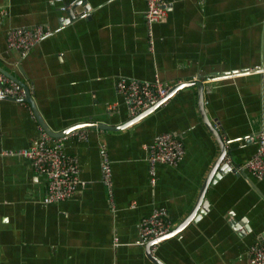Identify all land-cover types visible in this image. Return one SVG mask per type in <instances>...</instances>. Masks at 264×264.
<instances>
[{
  "label": "crops",
  "instance_id": "1",
  "mask_svg": "<svg viewBox=\"0 0 264 264\" xmlns=\"http://www.w3.org/2000/svg\"><path fill=\"white\" fill-rule=\"evenodd\" d=\"M84 1L79 14L77 0H0V68L27 85L50 129L129 120L118 77L158 78L170 89L200 81L226 156L238 165L252 155L256 143L247 137L264 130V77L243 71L264 66V0H164L167 16L153 24L152 49L145 0ZM35 25L52 33L23 57L7 48L8 29ZM39 128L27 102L0 98V264H155L138 243V225L154 207L166 209L170 230L196 209L178 233L151 247L163 264H250L248 249L264 238V177L224 165L198 201L220 149L195 86L121 129L83 128L87 141L65 137L84 186L63 201L44 202L45 177L4 153L26 147ZM163 132L180 138L184 154L175 167L157 163L152 184L145 147ZM98 143L110 160L113 208Z\"/></svg>",
  "mask_w": 264,
  "mask_h": 264
},
{
  "label": "built area",
  "instance_id": "2",
  "mask_svg": "<svg viewBox=\"0 0 264 264\" xmlns=\"http://www.w3.org/2000/svg\"><path fill=\"white\" fill-rule=\"evenodd\" d=\"M144 23L150 49L153 45V24L166 19L167 6L164 0H145ZM50 28L43 25L33 27H12L7 30L5 43L7 48L17 50L21 57L25 56L44 37L51 34ZM243 73H261L264 77V66H255ZM235 74V73H234ZM242 74V73H241ZM215 79H219L215 77ZM210 81L207 78L206 81ZM170 85L156 78L153 81L138 80L134 78L118 77L115 81V90L121 95L128 110L129 117H134L150 106L164 100ZM25 89L17 82L10 79L0 71V98H9L24 101ZM108 109L114 108V103L107 105ZM38 136L30 143L15 151H4L27 159L34 171L43 175L47 182L44 202H59L69 198L78 188L84 186L79 178V165L75 156L65 153L63 139L68 136L81 141H87L86 130L74 129L66 135L54 138L48 135L41 127ZM247 139H253L256 149L244 162L233 165L229 156H224L223 161L230 166L233 173H247L256 179L264 177V130L261 129ZM150 182L154 184L155 167L157 163L177 166L184 154L183 143L177 136L163 132L156 134L145 147ZM98 153L101 163V182L106 186L111 200V166L106 147L98 143ZM172 222L164 207H154L138 225L139 245L143 246L151 240L169 232ZM117 241V240H116ZM116 241L114 244L116 245ZM153 244L152 249L155 247ZM151 249V248H150ZM250 264H264V238L248 249Z\"/></svg>",
  "mask_w": 264,
  "mask_h": 264
},
{
  "label": "water",
  "instance_id": "3",
  "mask_svg": "<svg viewBox=\"0 0 264 264\" xmlns=\"http://www.w3.org/2000/svg\"><path fill=\"white\" fill-rule=\"evenodd\" d=\"M78 3L76 5H74L76 11L81 14L82 12H84V5H86L84 2V0H77ZM0 71L2 73H4L6 76H8L10 79H12L13 81L17 82L19 85H21L26 92L24 101L27 102L30 107L31 110L38 122V124L40 125V127L50 136L54 137V138H58V137H62L64 135H66L68 132H70L71 130L74 129H83V128H103V129H110V130H116V129H121L123 127H126L136 121H138L139 119H141L142 117H144L145 115L149 114L151 111H153L155 108L158 107V105H160V103H162V101L164 100H160L158 103L150 106L149 108H147L146 110L140 112L139 114L135 115L134 117H131L129 120H127L125 123L121 124V125H107L104 123H77L74 124L70 127H67L66 129H63L62 131H53L52 129H50L47 124L43 121L42 117L40 116L38 110L36 109L35 103L33 101V98L30 94V91L28 90V87L25 83H23L22 81H20L19 79L12 77L11 75H9L8 73L4 72L1 68ZM189 86H195L197 88V102H198V107H199V112L202 118V121L205 125V127L208 129V131L213 135V137L215 138V140L217 141L218 145H219V155L215 161V163L212 166V169L210 171V173L208 174L207 178L205 179L201 190H200V194H199V198L198 201L200 199H202L204 191L206 189V187L209 185V183L212 181L213 177H217V173L213 172L214 170L218 169L219 171H221L222 167H224V165L226 167H228L226 164H221V161L223 160L224 156L226 155V147H225V142L222 138V136L220 135V133L214 128L212 122L208 119L205 108H204V100H203V84L200 81H191V82H184V83H178L177 85H174L169 91L167 96H169L170 94H172L174 91L178 90V89H182L185 87H189ZM167 96L164 98L166 99ZM229 169V168H228ZM202 209H205V205L201 206ZM196 209L194 207V209L191 210V212L188 214V216L186 218L183 219V221L181 223H179L176 227H174L173 229H171L168 233H166L163 236H160L159 238H157L156 240H151L149 242H147L144 247H145V251H146V255L147 257L155 264H163L156 256H154L151 251L150 248L153 244L160 242L161 240L170 237L172 235H175L176 233H178L181 229V227L183 225H185L188 221H191L196 215Z\"/></svg>",
  "mask_w": 264,
  "mask_h": 264
}]
</instances>
